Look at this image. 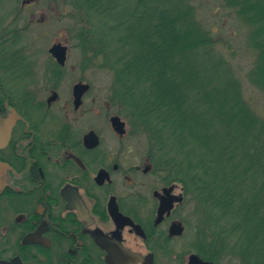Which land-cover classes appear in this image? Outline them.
<instances>
[{
    "label": "flooded vegetation",
    "instance_id": "af4514ba",
    "mask_svg": "<svg viewBox=\"0 0 264 264\" xmlns=\"http://www.w3.org/2000/svg\"><path fill=\"white\" fill-rule=\"evenodd\" d=\"M1 20L0 264L243 260L221 237L197 227L187 248L186 186L171 172L164 175L150 156V166L131 165L123 144L115 152L107 143L114 136L123 140L127 123L119 115L99 118L85 78L66 88V44H52L51 57L40 64L33 48L14 46L17 31L7 33ZM55 44L66 46L64 64L51 52Z\"/></svg>",
    "mask_w": 264,
    "mask_h": 264
},
{
    "label": "trees",
    "instance_id": "16d2710c",
    "mask_svg": "<svg viewBox=\"0 0 264 264\" xmlns=\"http://www.w3.org/2000/svg\"><path fill=\"white\" fill-rule=\"evenodd\" d=\"M120 1H67L91 23L81 34L84 52L112 70L114 98L147 135L155 167L177 174L211 226L228 222L226 248L264 264V117L213 60V31L195 0ZM222 2L249 29L257 53L249 77L264 93V0Z\"/></svg>",
    "mask_w": 264,
    "mask_h": 264
},
{
    "label": "rangeland",
    "instance_id": "374dc122",
    "mask_svg": "<svg viewBox=\"0 0 264 264\" xmlns=\"http://www.w3.org/2000/svg\"><path fill=\"white\" fill-rule=\"evenodd\" d=\"M25 1L27 0H0V18L3 29L8 30L7 33L12 30L17 31L18 43L14 46L33 48L36 52L35 56L39 58V63L45 64L46 59L51 57L48 48L52 44L57 42L66 44L69 48L68 63L64 68L67 74L64 80L66 88L81 77L91 82L93 95L97 98L99 118L107 114L119 115L127 123V134L123 140L120 141L117 136H114L111 139L107 138V143L113 146L115 152L120 150L123 144L126 148L123 158H127L131 165L141 168L150 166L152 161L149 157V140L147 135L134 125L128 110L115 100L112 70L104 65L105 60L102 56L94 57L91 50L87 53L83 50L81 34L91 28V23H88L86 16L69 5V0H31L26 7L27 10H24ZM132 2L133 0H123L120 1V6ZM195 4L200 19L207 28L213 31L215 50L210 53L213 60L221 62V70H229L234 74V77L241 83L244 99L263 118L264 93L252 84L249 77L257 58V53L249 45V29L239 19L236 11L225 5L222 0H195ZM11 20L14 24H10ZM94 22L97 20L94 19ZM207 51L208 49L203 48L201 54L204 55ZM69 95L67 91L64 92V97L69 98ZM101 122L100 128L103 123ZM105 135L108 136L107 133ZM163 174H168V172ZM171 174L177 176L175 172ZM186 207L190 211L188 229L183 239V244H186L187 248L189 243L191 245L196 227L199 228V232L202 233L205 230L206 234L218 240L221 237L220 242L226 243L224 242L226 234H222L221 230L228 225V222L222 221L219 227L211 226L202 203L195 198V194L190 193V190ZM215 230L218 231L215 232ZM237 236L238 234H235L232 237ZM234 260L227 258L226 262L227 264L238 262V264H247L244 259L237 258L236 263Z\"/></svg>",
    "mask_w": 264,
    "mask_h": 264
},
{
    "label": "water",
    "instance_id": "95a60500",
    "mask_svg": "<svg viewBox=\"0 0 264 264\" xmlns=\"http://www.w3.org/2000/svg\"><path fill=\"white\" fill-rule=\"evenodd\" d=\"M51 52L58 58L60 63L64 64L65 59H66V46L62 44H55L51 48ZM113 122H114L115 128L119 130L120 132H123V130L120 127L123 123L120 121V118L118 116H115L113 118Z\"/></svg>",
    "mask_w": 264,
    "mask_h": 264
}]
</instances>
